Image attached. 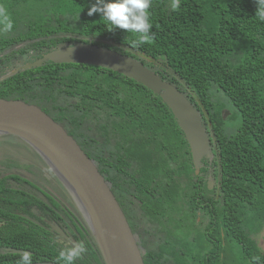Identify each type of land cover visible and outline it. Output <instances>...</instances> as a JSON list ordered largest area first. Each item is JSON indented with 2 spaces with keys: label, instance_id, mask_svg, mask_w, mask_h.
Listing matches in <instances>:
<instances>
[{
  "label": "trees",
  "instance_id": "trees-1",
  "mask_svg": "<svg viewBox=\"0 0 264 264\" xmlns=\"http://www.w3.org/2000/svg\"><path fill=\"white\" fill-rule=\"evenodd\" d=\"M92 3L0 0L13 21L11 32H0V98L39 106L73 136L118 201L144 249V264L205 261L210 236L218 239V246L211 242L218 251L222 244L225 251L236 249L239 263L264 264L256 241L264 228V22L255 17L254 0H180L178 11L171 10V0H151L152 40L135 48L137 34L109 32L99 14L87 15ZM78 43L139 60L193 103L213 135L212 157L201 159L197 174L170 110L133 79L98 66L51 61L4 76ZM89 121L95 136L79 131ZM209 169L211 190L204 183ZM11 201L15 211L27 204V214L40 224L27 220L24 230L13 214L14 224L0 230V246L30 251L34 261L46 255L56 264L69 249L56 250L45 240L43 218L56 217L76 230L75 245H85L75 264H105L89 230L33 180L1 176L0 205ZM20 253L0 251V264H17ZM229 258L224 254L222 260Z\"/></svg>",
  "mask_w": 264,
  "mask_h": 264
},
{
  "label": "water",
  "instance_id": "water-1",
  "mask_svg": "<svg viewBox=\"0 0 264 264\" xmlns=\"http://www.w3.org/2000/svg\"><path fill=\"white\" fill-rule=\"evenodd\" d=\"M46 61L98 66L142 84L159 96L170 110L188 144L196 174L201 159L212 157L209 146L213 135L211 129L206 130L201 114L181 91L139 60L101 46L78 43L51 50L4 76L19 69L40 66ZM228 113L223 109L222 117ZM0 134L18 137L28 143L60 174L72 192L75 205L82 212L105 264H144L139 240L108 184L93 160L59 122L33 103L0 98ZM57 231L63 235L60 229Z\"/></svg>",
  "mask_w": 264,
  "mask_h": 264
},
{
  "label": "clouds",
  "instance_id": "clouds-1",
  "mask_svg": "<svg viewBox=\"0 0 264 264\" xmlns=\"http://www.w3.org/2000/svg\"><path fill=\"white\" fill-rule=\"evenodd\" d=\"M254 2L256 4L255 17L260 22H264V0H254ZM150 6L151 0H95V3L88 7L87 15L91 17L99 14L108 25L107 31L109 32L119 29L137 34L138 39L131 42V46L135 48L148 44L152 40L150 33L153 25L148 12ZM179 8L180 0H171V10L178 11ZM12 29V19L6 9L0 6V32L7 33ZM68 223L70 225V221ZM85 251L84 243L80 242L66 251H61L56 257V264H75V261L80 259ZM17 264H33V254L30 251L21 252Z\"/></svg>",
  "mask_w": 264,
  "mask_h": 264
},
{
  "label": "rangeland",
  "instance_id": "rangeland-1",
  "mask_svg": "<svg viewBox=\"0 0 264 264\" xmlns=\"http://www.w3.org/2000/svg\"><path fill=\"white\" fill-rule=\"evenodd\" d=\"M9 71H11V69H9ZM5 73H7V71ZM228 115L229 114H227L226 117ZM225 125L226 127L227 126L230 127L228 123ZM80 128L81 129H79V131L83 132L86 135H90V136L96 135L95 131L91 127L90 121L89 123L88 122L82 123ZM7 157L14 159L15 163L19 164V166H16V168L13 170H9V172L14 171V173L20 174L22 177H27L33 180L34 183L38 187H40L42 191L47 192L56 201H58L59 203L63 204L66 208L71 210L76 216V218L80 221L82 226L85 229L89 230L82 212L75 205L72 192H70V189H68L65 181L60 176V174L51 166V164L40 153H38L28 143L25 144V142L22 141L21 139H17L13 136H7V137L0 136V163L3 160H5ZM25 165H27V169H29V171H26L22 168ZM0 167H4V165L2 164V166ZM210 180L212 181L211 178ZM27 186L31 188V186L34 185H32V181H31L27 184ZM33 188L36 189L35 187ZM33 193L41 197L42 199L45 198L43 195H41L42 194L41 192L34 191ZM64 220L66 222L70 221V219H68L69 220L68 221L66 218H64ZM71 229L75 230L73 227ZM256 241L261 251L264 252V228L256 236ZM211 247L208 248V251L211 249ZM140 250L143 254L144 249L140 248ZM201 254L202 251L197 252V255H201ZM224 254L226 255V257H230L229 259H226L225 264H241V262L239 263L238 260L236 259V256H239L238 251L236 249H233V253L231 251H224Z\"/></svg>",
  "mask_w": 264,
  "mask_h": 264
},
{
  "label": "flooded vegetation",
  "instance_id": "flooded-vegetation-1",
  "mask_svg": "<svg viewBox=\"0 0 264 264\" xmlns=\"http://www.w3.org/2000/svg\"><path fill=\"white\" fill-rule=\"evenodd\" d=\"M7 72H9V70H7ZM2 164L4 165V167H0V177L3 176V175L4 176H8L10 173H14V171L13 172L12 171L9 172V170H13V169L16 168V163H15L14 159L7 157L5 160H3L0 163V166H2ZM7 167H8V169H7ZM22 168L27 171V165L23 166ZM5 173H7V174H5ZM211 173H212V171H211V169H209L207 175H205V181H204L205 185L207 186V188L209 190L213 189V181L209 182V181H211L210 178H212V174ZM18 175H20V174H18ZM11 180L12 179H9V181H11ZM13 205H14V203L12 201L8 202L7 204L5 203L4 206L0 205V208L2 209V212L0 211V230L4 226H10V225L14 224L15 221H14L13 214L14 215L17 214L23 220V221L22 220L19 221V223L21 222L23 224L24 230L27 229V220L35 221L37 224H40L37 220L33 219L32 217H30L27 214V204L25 206H22V209H23L22 211L21 210L15 211V207H12ZM31 212L33 214H36L37 217L39 216L38 213H36V211H34L33 209L31 210ZM59 216L61 218H64L62 214H59ZM53 218H55V219H53ZM56 219H57L56 217H52V219L43 218L44 222L46 223V225L44 227L46 229H48V231H49L48 232L49 234H47V237L45 238V240H48L51 244H54V246L56 245V248H55L56 250H60L59 246H61L62 249L63 248H71V247H73L75 245V242H74V239L72 237L71 230L74 233H76V234H77V232L75 230H73V229L69 230L68 227H65L62 224L61 221L59 222ZM79 223H80V221H79ZM57 228L62 231L63 235H61L57 231ZM209 239H210V241H209L210 243H209L208 247L212 246L211 249H213L215 247L211 242H213L215 245L218 246V242H217L218 239L217 238L215 239L214 237L210 236ZM1 242L2 241L0 240V243ZM221 248L224 249L223 244L221 245ZM211 249L209 251H208V249H207V251L205 249V254H206L205 261H201V260H198V258H196L198 260V262H195V263H197V264H225L226 261L222 260L225 250L222 249V250L218 251L217 247L214 248L213 250H211ZM17 250H19V249H17ZM0 251H1L2 254L6 253L7 251H11L12 252L11 248L6 246V244L0 246ZM37 258H40L41 261H34V259H33V264H41V263H49V264H51L52 263V261H50L51 259L48 256H46V255H39V256H37Z\"/></svg>",
  "mask_w": 264,
  "mask_h": 264
}]
</instances>
